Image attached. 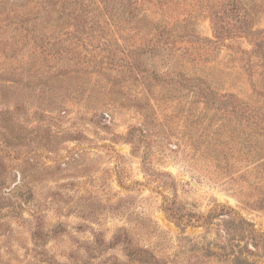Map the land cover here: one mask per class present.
<instances>
[{"label": "rangeland", "instance_id": "rangeland-1", "mask_svg": "<svg viewBox=\"0 0 264 264\" xmlns=\"http://www.w3.org/2000/svg\"><path fill=\"white\" fill-rule=\"evenodd\" d=\"M75 32L0 23V264H264V131L228 52L188 71L218 73L206 103Z\"/></svg>", "mask_w": 264, "mask_h": 264}, {"label": "trees", "instance_id": "trees-1", "mask_svg": "<svg viewBox=\"0 0 264 264\" xmlns=\"http://www.w3.org/2000/svg\"><path fill=\"white\" fill-rule=\"evenodd\" d=\"M262 14L264 0H0V23L11 33L87 32L96 48L90 61L101 54L100 64H117L134 79L166 83L173 92L186 82L206 103L217 92L218 73L188 71L226 50L233 69L240 68L252 85L243 107L246 121L264 131V29H256ZM199 20L210 21L213 38L197 34ZM158 67L165 70L162 76Z\"/></svg>", "mask_w": 264, "mask_h": 264}]
</instances>
